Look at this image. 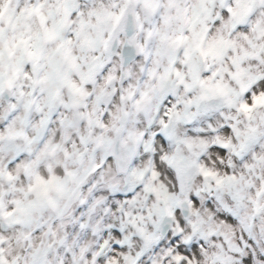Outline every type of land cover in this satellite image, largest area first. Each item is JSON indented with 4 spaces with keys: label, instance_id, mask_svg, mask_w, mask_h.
<instances>
[{
    "label": "snow or ice",
    "instance_id": "6c2138e0",
    "mask_svg": "<svg viewBox=\"0 0 264 264\" xmlns=\"http://www.w3.org/2000/svg\"><path fill=\"white\" fill-rule=\"evenodd\" d=\"M0 264H264V0H0Z\"/></svg>",
    "mask_w": 264,
    "mask_h": 264
}]
</instances>
